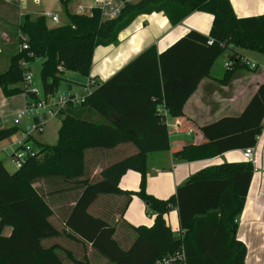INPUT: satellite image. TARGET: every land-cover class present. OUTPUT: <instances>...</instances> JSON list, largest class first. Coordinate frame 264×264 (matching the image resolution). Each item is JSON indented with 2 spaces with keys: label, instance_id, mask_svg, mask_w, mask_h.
I'll return each instance as SVG.
<instances>
[{
  "label": "trees",
  "instance_id": "trees-1",
  "mask_svg": "<svg viewBox=\"0 0 264 264\" xmlns=\"http://www.w3.org/2000/svg\"><path fill=\"white\" fill-rule=\"evenodd\" d=\"M59 2L66 23L50 28L44 17L26 14L11 34L12 54L0 73L5 98L35 97L20 89L23 74L35 60L41 61L44 97L63 84L74 91L73 85L83 83L65 73L88 78L95 49L115 44L140 16L162 13L170 26H176L191 13L202 12L212 17V24L208 34L191 30L160 53L154 46L147 48L98 84L81 104L67 106L59 115L56 144L37 141L40 151L26 154L14 173L0 160V264H89L87 251L109 264H152L181 248L186 264H244L246 252L235 239V221L244 207L252 165L211 167L160 200L145 191L147 156L169 149L166 115L161 111L171 118L183 117L185 103L223 53H230V66L216 80L221 84H227L234 72L248 69L243 52L264 54V13L238 18L229 0H145L125 5L116 19L101 22L97 10L91 17L71 14L68 0ZM22 37L26 51L21 50ZM95 114L103 123L92 120ZM263 118L264 83L239 116L199 128L205 142L184 145L172 157L194 162L254 148ZM19 132L16 126L0 130V143ZM126 144L134 152L120 159L104 164L100 155L90 158ZM94 163L100 169L91 175ZM129 171L140 175L136 191L119 187ZM134 197L154 215L151 226H134L124 219ZM173 208L182 233L178 239L165 220ZM5 228L11 230L9 236L3 235Z\"/></svg>",
  "mask_w": 264,
  "mask_h": 264
},
{
  "label": "crops",
  "instance_id": "crops-1",
  "mask_svg": "<svg viewBox=\"0 0 264 264\" xmlns=\"http://www.w3.org/2000/svg\"><path fill=\"white\" fill-rule=\"evenodd\" d=\"M229 1L234 14L238 18L257 17L264 13V0ZM29 2L33 3V0H0L1 66L7 67L2 55L5 50L13 49L14 37L11 34L21 22L22 17L26 14L32 16L37 14L34 11L22 12V8H25ZM41 13L38 12L37 15H41ZM53 16H56L59 20L57 14H53ZM211 24L212 17L208 14H205V16L200 15L199 12L191 13L176 26H170L162 13L140 16L119 34L115 44L99 46L95 49L89 77H94L100 85L147 48L154 46L157 52L160 53L191 30L205 35L208 34ZM226 53L229 61L230 53L228 51ZM95 54H97V62H95ZM262 56L260 58L263 64L260 73L249 75V73L244 74L243 70H238L232 74L227 84H221L216 81L217 78L212 76L214 63L209 78L203 79L199 83L196 91L185 103L182 111L183 117L171 118L167 116L164 110L161 111L166 115L169 149L165 152L152 153L147 156V181L145 186L147 194L160 200L168 199L175 194L178 187L202 171L225 163L246 162L243 157V150L229 151L215 158L194 162L176 161L173 159L172 154L184 145L204 143L205 140L201 136L199 128L224 117H237L242 113L258 87L264 83V54ZM255 64L257 65L256 69L247 70L249 72L257 70L260 65ZM67 73H65V76ZM91 116L92 119L95 118V115ZM133 152L134 147L126 144L99 154L103 155L101 163L106 164L108 161L120 159ZM253 153L254 163L252 168L256 171L252 173L243 210L236 218L235 239L245 248L244 264H264V118L262 131L257 137ZM12 155H10V158H12ZM149 158L152 160L151 164L148 162ZM3 165L10 174L17 170L16 168L9 170L7 164L3 163ZM148 165H150V169H148ZM139 182L140 175L129 171L121 178L119 187L125 191H136ZM142 212H144L146 218H144ZM148 214L146 204L139 198L134 197L125 212L124 219L134 226H151V223L146 222L147 217L149 218ZM171 216L175 219L180 234L176 208H173L165 216L169 227L168 218ZM10 231L9 228H5L3 235L9 236Z\"/></svg>",
  "mask_w": 264,
  "mask_h": 264
},
{
  "label": "rangeland",
  "instance_id": "rangeland-1",
  "mask_svg": "<svg viewBox=\"0 0 264 264\" xmlns=\"http://www.w3.org/2000/svg\"><path fill=\"white\" fill-rule=\"evenodd\" d=\"M64 1V0H63ZM94 0H68L66 4V9L69 13L71 14H77L78 13V8L80 6L85 7L86 5H93ZM32 9V10H29ZM25 11H30V12H35L38 14V12H50L52 15L57 14L59 16V20L57 23H52L49 19H46L47 25L50 28H53L54 26H59L67 22L65 14H64V6L59 2V0H34L33 3L29 2L28 5L25 8H22V12ZM82 13L88 14L89 11L84 9ZM35 14L34 16H39ZM200 15H204L202 12H199ZM41 16V15H40ZM96 53V52H95ZM12 54V49L11 50H5L3 53L2 57L4 61L8 62L10 55ZM96 56L95 54V62L96 61ZM243 56L245 59H247L250 62L257 63L260 65V67L255 70V71H250L247 69H243V73H249V75L253 74H258L262 71V61L260 57H263L262 54L254 53V52H244ZM229 61L227 60V53H223L215 62L214 68L212 70V76L217 78V79H222L223 78V73L226 71V67L224 64L228 63ZM40 64L41 61L35 60L32 64L29 66V72L32 75V82H33V88L37 89L39 92H41V87H40V77H39V71H40ZM4 65H0V73L5 70ZM91 77V76H90ZM66 78L77 82V83H84L86 81V78H81L78 74L74 73H67ZM94 78V77H93ZM81 79V81H80ZM79 88L75 85L72 86V90L77 91ZM67 91V87L63 84L61 88L59 89V92H65ZM25 105V96L20 94L12 97L5 98L0 90V116L7 118L8 119V127H13L12 125V118L17 116L18 113L24 108ZM60 117L54 118V119H49L47 123L45 124L43 128V132L38 134H33V136L29 137L26 141V148L32 151L33 153L40 151V146L37 143V140L40 143L46 144V145H55L57 142V133L60 127ZM95 122L98 123H103L104 119L97 114H95V118H93ZM29 124L28 119H22L20 124L17 126L20 128V130H24V128ZM20 137V134L17 133L13 137H11L8 140H5L0 143V160L4 163L7 164V168L9 170L15 169V166L13 165L10 155L13 154L14 148L11 147V144L15 143L18 141ZM37 139V140H35ZM6 148V149H5ZM100 154L96 155H91L90 158L98 157ZM103 158V155H100V161ZM149 164H151L152 160L149 158ZM10 163V165H8ZM92 169L91 175H93V171H97V169H100V166H97L96 163L92 166H90ZM148 169H150V165H148ZM99 171V170H98ZM173 210V209H172ZM171 212V211H170ZM144 218H146V215L144 212H142ZM149 218L147 217L146 222H149V224L153 222L154 215L152 213H149ZM166 223L167 217H165ZM171 231L176 239L179 238V231H178V226L173 218V216L168 218ZM138 226V225H137ZM87 258L89 261V264H109L107 263L104 259L101 257L97 256L96 254H92L91 252L87 251Z\"/></svg>",
  "mask_w": 264,
  "mask_h": 264
},
{
  "label": "built area",
  "instance_id": "built-area-1",
  "mask_svg": "<svg viewBox=\"0 0 264 264\" xmlns=\"http://www.w3.org/2000/svg\"><path fill=\"white\" fill-rule=\"evenodd\" d=\"M24 1V0H23ZM34 1V0H33ZM145 0H94L93 5L78 8V15L87 17L92 16L93 10H97L100 14L101 22L111 21L116 19L125 5L137 4ZM86 9L88 14L82 13ZM41 16L45 19H49L52 23H57L58 18L53 16L50 12L41 13ZM28 49L26 39L22 37L21 50L26 51ZM245 65L249 70H254L257 65L253 62L243 59ZM26 67V64H23ZM230 66L229 62L225 64V67ZM98 85V81L93 77L86 78V81L80 85L77 91H65L57 92L53 95L43 96L41 92L33 88L32 75L29 71L23 74V81L20 84V89L25 92L30 91L35 94L34 98H26L24 108L18 113L17 116L12 118V125L18 126L22 119H28L29 124L20 130V137L17 142L13 143L11 147L14 148V152L11 158L15 168L18 169L26 154H34L32 151L26 148V141L33 134H40L43 132V128L49 119L59 117L60 113L66 109L69 105L81 104L85 97L89 96L95 87ZM8 119L0 116V130L8 127ZM243 157L247 163L253 165L254 153L253 148L243 150ZM255 172L256 169H253ZM237 221H235L236 223ZM180 233L179 235H181ZM152 264H186L185 254L183 248L179 251L155 260Z\"/></svg>",
  "mask_w": 264,
  "mask_h": 264
}]
</instances>
